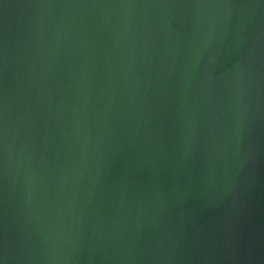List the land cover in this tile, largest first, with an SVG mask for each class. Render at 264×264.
Listing matches in <instances>:
<instances>
[{"label":"water","instance_id":"obj_1","mask_svg":"<svg viewBox=\"0 0 264 264\" xmlns=\"http://www.w3.org/2000/svg\"><path fill=\"white\" fill-rule=\"evenodd\" d=\"M0 264H264V0H0Z\"/></svg>","mask_w":264,"mask_h":264}]
</instances>
